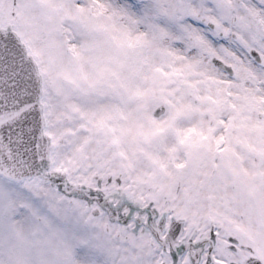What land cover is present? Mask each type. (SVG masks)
Returning <instances> with one entry per match:
<instances>
[{
    "label": "snow or ice",
    "instance_id": "6c2138e0",
    "mask_svg": "<svg viewBox=\"0 0 264 264\" xmlns=\"http://www.w3.org/2000/svg\"><path fill=\"white\" fill-rule=\"evenodd\" d=\"M0 264H264V0H0Z\"/></svg>",
    "mask_w": 264,
    "mask_h": 264
}]
</instances>
